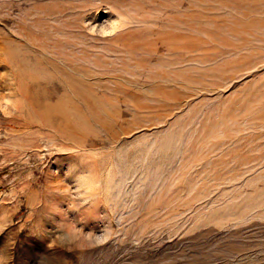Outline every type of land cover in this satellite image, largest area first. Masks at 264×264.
<instances>
[{
    "label": "rangeland",
    "instance_id": "rangeland-1",
    "mask_svg": "<svg viewBox=\"0 0 264 264\" xmlns=\"http://www.w3.org/2000/svg\"><path fill=\"white\" fill-rule=\"evenodd\" d=\"M0 264H264V0H0Z\"/></svg>",
    "mask_w": 264,
    "mask_h": 264
},
{
    "label": "clouds",
    "instance_id": "clouds-1",
    "mask_svg": "<svg viewBox=\"0 0 264 264\" xmlns=\"http://www.w3.org/2000/svg\"><path fill=\"white\" fill-rule=\"evenodd\" d=\"M4 111L6 112V109H5ZM86 239L89 240V241H91V240H92V236H91V235H88V236L86 237Z\"/></svg>",
    "mask_w": 264,
    "mask_h": 264
}]
</instances>
